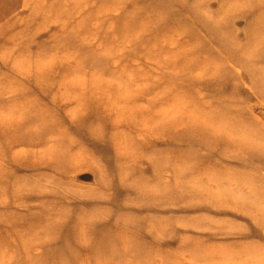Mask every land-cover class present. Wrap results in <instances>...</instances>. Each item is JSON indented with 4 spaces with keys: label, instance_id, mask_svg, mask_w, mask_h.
Masks as SVG:
<instances>
[{
    "label": "rangeland",
    "instance_id": "1",
    "mask_svg": "<svg viewBox=\"0 0 264 264\" xmlns=\"http://www.w3.org/2000/svg\"><path fill=\"white\" fill-rule=\"evenodd\" d=\"M0 264H264V0H0Z\"/></svg>",
    "mask_w": 264,
    "mask_h": 264
}]
</instances>
